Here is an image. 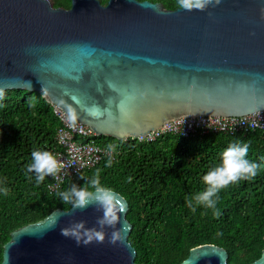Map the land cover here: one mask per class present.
<instances>
[{
  "label": "water",
  "instance_id": "95a60500",
  "mask_svg": "<svg viewBox=\"0 0 264 264\" xmlns=\"http://www.w3.org/2000/svg\"><path fill=\"white\" fill-rule=\"evenodd\" d=\"M8 89L43 93L95 135L119 140L177 118L264 110V0H221L203 12L149 0H70L69 8L0 0V93ZM114 192L126 206L116 226L128 228L123 244L108 243L111 228L103 244L62 236L73 222L98 228L102 216L70 207L13 232L1 264H137L129 203ZM227 258L224 248L202 244L180 264ZM251 264H264V250Z\"/></svg>",
  "mask_w": 264,
  "mask_h": 264
},
{
  "label": "trees",
  "instance_id": "16d2710c",
  "mask_svg": "<svg viewBox=\"0 0 264 264\" xmlns=\"http://www.w3.org/2000/svg\"><path fill=\"white\" fill-rule=\"evenodd\" d=\"M54 7H70V0H51ZM160 2L177 8V0ZM105 4L107 0H100ZM59 125L53 106L43 93L8 89L0 93V264L4 246L17 229L40 222L55 210H67L57 193L82 186L100 169L102 184L129 203L126 214L132 229L129 243L137 264H180L192 248L214 244L227 251V264H251L264 250V132L261 130L196 131L187 136L168 132L155 141L140 142L93 136L101 146L113 144V157H103L51 192L46 177L39 185L35 173H26L35 150L57 149ZM236 140L250 143L248 159L262 165L257 176L229 185L218 194L216 209L197 207L185 197L205 189L202 177L221 161L224 150ZM110 167H106L108 159ZM31 177V179H29ZM83 177V179H81ZM218 211L219 215L214 213Z\"/></svg>",
  "mask_w": 264,
  "mask_h": 264
},
{
  "label": "clouds",
  "instance_id": "9594fccd",
  "mask_svg": "<svg viewBox=\"0 0 264 264\" xmlns=\"http://www.w3.org/2000/svg\"><path fill=\"white\" fill-rule=\"evenodd\" d=\"M220 3L221 0H177V7L189 12L193 10L203 12L206 11L209 6L216 7ZM66 119L67 123L71 126H75L77 114L71 107L67 109ZM136 138L137 137L133 139ZM249 148L250 143L247 141L236 140L230 144L222 153L220 163L210 169L202 177V181L206 186L205 189L190 197H185L188 208L193 212L200 206L208 209H216L220 191L241 180L255 178L262 165L247 158ZM107 151L111 154L116 151V148L113 144H109L107 145ZM31 158V163L25 166V174L35 173L36 183L38 185L48 176L55 178L60 171L65 168V163L59 161L50 151L35 150L31 153ZM111 164L112 159L109 158L106 167H110ZM100 172L101 170L97 169L93 176L82 186L73 184L70 189L57 193L64 204L71 206L72 211H84L89 207H94L96 211L102 212V216L98 217L96 220L98 228H88L86 227V221L82 220L73 222L69 227L61 229V235L65 238L73 239L77 246L81 244L88 246L93 242L103 244L108 235L105 232L106 228L113 229L110 237H108V243L115 245L117 242L123 244L125 241V236L128 231L127 226H125V224H122L120 228L116 226L117 224H121V215L126 212V206L112 188L102 184ZM29 179H31V177H29ZM81 179H83V177ZM0 194L7 196L9 194V189L7 187H0ZM214 214L218 216L219 212L216 211ZM57 223L58 219L49 225V229L55 228Z\"/></svg>",
  "mask_w": 264,
  "mask_h": 264
},
{
  "label": "built area",
  "instance_id": "2783aa9c",
  "mask_svg": "<svg viewBox=\"0 0 264 264\" xmlns=\"http://www.w3.org/2000/svg\"><path fill=\"white\" fill-rule=\"evenodd\" d=\"M53 112L58 117L59 125L55 133L57 149L51 152L56 158L65 163V168L53 178L48 185L51 192L60 190L64 181L74 177L78 172L95 167L103 157H113L107 146L97 144L92 137L96 136L85 124L76 121L75 126L67 123V114L57 106ZM198 130L203 132H234L237 130H261L264 132V110L256 111L240 117L198 116L182 117L165 122L159 129L150 131L146 135L138 136L140 142L155 141L161 135L172 132L183 136Z\"/></svg>",
  "mask_w": 264,
  "mask_h": 264
}]
</instances>
